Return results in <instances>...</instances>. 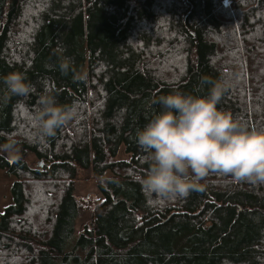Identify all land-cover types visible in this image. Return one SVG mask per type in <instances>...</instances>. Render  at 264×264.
Wrapping results in <instances>:
<instances>
[{
  "label": "trees",
  "instance_id": "16d2710c",
  "mask_svg": "<svg viewBox=\"0 0 264 264\" xmlns=\"http://www.w3.org/2000/svg\"><path fill=\"white\" fill-rule=\"evenodd\" d=\"M67 59L85 81L61 72ZM12 71L35 91L10 94ZM221 78L232 86L218 107L264 129V0H0V148L39 164L0 152L14 178L0 264H264V185L211 174L203 192L161 200L140 183L150 165L136 132L161 110L153 100L207 95ZM46 91L80 118L41 140ZM82 172L97 182L87 203ZM85 209L92 227L78 234Z\"/></svg>",
  "mask_w": 264,
  "mask_h": 264
},
{
  "label": "clouds",
  "instance_id": "9594fccd",
  "mask_svg": "<svg viewBox=\"0 0 264 264\" xmlns=\"http://www.w3.org/2000/svg\"><path fill=\"white\" fill-rule=\"evenodd\" d=\"M60 70L72 71L75 80L87 79L72 68L70 59L60 63ZM3 79L12 95L35 91L22 71H12ZM231 86L230 80L221 78L211 83L207 95L177 90L153 100L161 110L136 132L150 165L140 178L149 193L161 200L187 198L192 192H203L206 184L202 182L211 174L254 187L264 185V129L250 128L218 107ZM79 118L78 105L60 104L48 91L39 96L34 119L41 140Z\"/></svg>",
  "mask_w": 264,
  "mask_h": 264
},
{
  "label": "rangeland",
  "instance_id": "374dc122",
  "mask_svg": "<svg viewBox=\"0 0 264 264\" xmlns=\"http://www.w3.org/2000/svg\"><path fill=\"white\" fill-rule=\"evenodd\" d=\"M0 152L8 158H23L34 168L39 166L38 160L33 155L24 152L18 145L8 148L2 147L0 148ZM119 156L121 158H127L129 156L124 152V147H121ZM96 183V179L91 178L86 172L80 173L79 180L76 184L77 195L85 200L86 203L93 201L92 198L96 196ZM13 186L14 178L7 175L5 171L0 170V212H3L7 206L14 203ZM85 227H92V216L89 209L81 212L75 224V232L79 234Z\"/></svg>",
  "mask_w": 264,
  "mask_h": 264
}]
</instances>
